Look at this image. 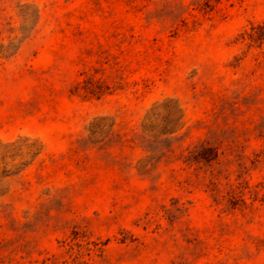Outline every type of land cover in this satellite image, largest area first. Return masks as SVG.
<instances>
[{
  "label": "rangeland",
  "instance_id": "374dc122",
  "mask_svg": "<svg viewBox=\"0 0 264 264\" xmlns=\"http://www.w3.org/2000/svg\"><path fill=\"white\" fill-rule=\"evenodd\" d=\"M0 264H264V0H0Z\"/></svg>",
  "mask_w": 264,
  "mask_h": 264
}]
</instances>
